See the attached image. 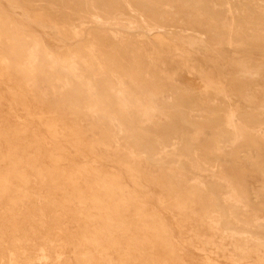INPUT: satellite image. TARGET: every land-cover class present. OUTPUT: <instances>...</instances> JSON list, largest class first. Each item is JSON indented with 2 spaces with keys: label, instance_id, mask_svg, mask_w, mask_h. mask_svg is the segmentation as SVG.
Segmentation results:
<instances>
[{
  "label": "rangeland",
  "instance_id": "374dc122",
  "mask_svg": "<svg viewBox=\"0 0 264 264\" xmlns=\"http://www.w3.org/2000/svg\"><path fill=\"white\" fill-rule=\"evenodd\" d=\"M30 1L0 0V130L34 137L63 171L54 199L80 194L90 218L67 214L23 264H264V232L226 215L264 221V0ZM194 185L219 207L180 195ZM101 220L111 247L80 237Z\"/></svg>",
  "mask_w": 264,
  "mask_h": 264
},
{
  "label": "bare ground",
  "instance_id": "6f19581e",
  "mask_svg": "<svg viewBox=\"0 0 264 264\" xmlns=\"http://www.w3.org/2000/svg\"><path fill=\"white\" fill-rule=\"evenodd\" d=\"M188 1H192L197 5H200L199 3L204 4V2H206L205 0ZM186 2L185 4H187ZM193 5L194 4H192V6ZM145 9H147V7ZM209 9L210 8H208V10ZM210 15L214 16L213 14ZM33 67L34 56L33 54H30L26 61L17 67L16 75L20 79H25L27 78L28 73L32 71ZM8 68L9 64L5 60H0V78L6 74ZM71 69L73 70L72 66L69 67V70ZM235 121L236 117L233 112H231L229 115V123L232 127H235ZM2 134L5 135L4 139L7 142V146L3 149L0 147V163L2 164V168L0 170V260L4 259V264H23L25 259L31 258V251L35 248V243L39 244L43 242V244H46L48 242H52L56 234L58 236L60 233L62 234L60 222H62L63 219H66L67 214L71 215L72 218H75L77 212H83L89 218L90 214L88 213L89 210L86 207V201H84V198L80 194H73V198L67 196L61 201L54 199L52 191H64V184L62 182L63 171L57 165L50 168L45 165L46 157L42 153L41 149L38 148V142L34 137L24 136V134L19 132L9 135L5 134L4 130H0V135ZM235 138L236 129L234 132L229 129L222 133L220 142L222 145H225L231 143ZM184 152L186 155H189L191 150L187 147ZM33 184H44L50 192L48 197L39 201L33 193ZM179 191L181 193L180 195L187 196V198H189L192 205L205 207H219L220 205L219 196L217 197L215 195V191L217 190L214 187H207L204 189L202 186L194 185ZM72 199L77 202L78 207L74 205L77 211L74 209L71 210L67 206L68 202ZM91 203L96 210L98 207L95 206V202L92 201ZM226 215L233 218L237 223H240L242 228L248 231L256 230L264 232V221L259 222L257 221V218H248L249 220H245L246 218H243L244 216H242L236 205L233 206V204H231V206L226 210ZM99 225L100 226L95 227L93 229L94 231L92 230L90 234H87L85 230L81 231V229H79V231H81V239L95 244H97V241L101 240V243H99L101 245L100 248L106 246L111 247L115 244V242L111 238V231L107 229L109 226L108 222L101 220ZM67 235L63 236L64 238L62 239L65 244L66 242H70L72 240V236H74L73 233L68 237ZM90 256L81 255L82 264H89L91 261L89 258ZM48 261L49 260L46 259L43 263L48 264Z\"/></svg>",
  "mask_w": 264,
  "mask_h": 264
}]
</instances>
